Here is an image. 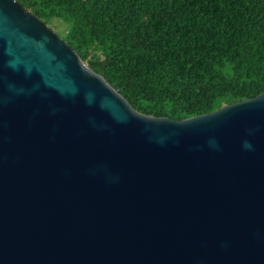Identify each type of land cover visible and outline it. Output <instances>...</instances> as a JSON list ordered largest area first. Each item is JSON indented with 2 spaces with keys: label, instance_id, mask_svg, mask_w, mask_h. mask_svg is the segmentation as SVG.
<instances>
[{
  "label": "water",
  "instance_id": "obj_1",
  "mask_svg": "<svg viewBox=\"0 0 264 264\" xmlns=\"http://www.w3.org/2000/svg\"><path fill=\"white\" fill-rule=\"evenodd\" d=\"M0 264H264V93L141 114L0 0Z\"/></svg>",
  "mask_w": 264,
  "mask_h": 264
},
{
  "label": "trees",
  "instance_id": "obj_2",
  "mask_svg": "<svg viewBox=\"0 0 264 264\" xmlns=\"http://www.w3.org/2000/svg\"><path fill=\"white\" fill-rule=\"evenodd\" d=\"M139 113L183 121L264 93V0H17Z\"/></svg>",
  "mask_w": 264,
  "mask_h": 264
},
{
  "label": "rangeland",
  "instance_id": "obj_3",
  "mask_svg": "<svg viewBox=\"0 0 264 264\" xmlns=\"http://www.w3.org/2000/svg\"><path fill=\"white\" fill-rule=\"evenodd\" d=\"M49 27L54 29L61 37H65L68 33V25L58 19L54 21V24H50Z\"/></svg>",
  "mask_w": 264,
  "mask_h": 264
}]
</instances>
